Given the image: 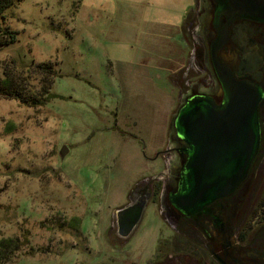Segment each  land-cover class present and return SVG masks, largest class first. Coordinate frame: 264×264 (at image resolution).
I'll list each match as a JSON object with an SVG mask.
<instances>
[{
	"label": "rangeland",
	"instance_id": "374dc122",
	"mask_svg": "<svg viewBox=\"0 0 264 264\" xmlns=\"http://www.w3.org/2000/svg\"><path fill=\"white\" fill-rule=\"evenodd\" d=\"M197 6L22 0L8 11L18 42L0 49V80L12 70L29 93L56 96L38 107L0 97V242L24 244L11 264L183 263L160 206H148L129 239L116 213L140 185L171 174L169 128L181 103L172 87L191 62L185 17ZM170 61L184 68L177 78ZM47 62L55 74L39 75L33 67Z\"/></svg>",
	"mask_w": 264,
	"mask_h": 264
},
{
	"label": "flooded vegetation",
	"instance_id": "af4514ba",
	"mask_svg": "<svg viewBox=\"0 0 264 264\" xmlns=\"http://www.w3.org/2000/svg\"><path fill=\"white\" fill-rule=\"evenodd\" d=\"M197 8L185 17L192 35L191 62L179 71L184 69L172 88L173 94L178 90L181 103L170 124L173 148L167 154L173 155L168 167L171 174L168 181L160 177L136 189L123 208L145 201L142 220L128 238L120 236L116 222L117 233L129 239L152 203L174 221L175 234L185 246L182 264H264V16L251 18L223 10L215 0H198ZM236 85L253 87L259 101L260 146L256 160L234 193L194 215H185L171 203V197L180 190L188 162L187 144L172 136L174 117L186 101L197 96L211 98L222 106Z\"/></svg>",
	"mask_w": 264,
	"mask_h": 264
},
{
	"label": "water",
	"instance_id": "95a60500",
	"mask_svg": "<svg viewBox=\"0 0 264 264\" xmlns=\"http://www.w3.org/2000/svg\"><path fill=\"white\" fill-rule=\"evenodd\" d=\"M223 9L248 17L264 16V0H215ZM259 101L253 87L236 85L222 106L197 96L175 115L172 136L188 146V162L172 205L194 215L234 193L247 178L260 146ZM68 153L62 150L64 157ZM146 202L117 211L119 234L128 238L142 220Z\"/></svg>",
	"mask_w": 264,
	"mask_h": 264
},
{
	"label": "trees",
	"instance_id": "16d2710c",
	"mask_svg": "<svg viewBox=\"0 0 264 264\" xmlns=\"http://www.w3.org/2000/svg\"><path fill=\"white\" fill-rule=\"evenodd\" d=\"M21 1L0 0V49L11 47L18 42V33L6 26L5 20L8 11ZM33 68L41 76H51L56 71L50 62L34 66ZM26 81L25 78L15 74L12 70L6 69L4 78L0 80V97L18 100L30 107L46 105L50 99L56 97L45 90L36 95L29 93L25 86L27 85ZM23 245L19 239L2 240L0 242V264H11Z\"/></svg>",
	"mask_w": 264,
	"mask_h": 264
},
{
	"label": "crops",
	"instance_id": "0c3cea01",
	"mask_svg": "<svg viewBox=\"0 0 264 264\" xmlns=\"http://www.w3.org/2000/svg\"><path fill=\"white\" fill-rule=\"evenodd\" d=\"M171 62V64H173V62L174 61H170ZM170 64V65H171ZM173 69H172V72H171V76H172V78L175 76V74H177L179 71H180V69L176 66V64H173V66H171ZM173 80V79H172ZM174 81V80H173ZM174 87V86H173ZM172 87V88H173ZM169 130L171 131V129L169 128ZM169 137H170V134H169Z\"/></svg>",
	"mask_w": 264,
	"mask_h": 264
}]
</instances>
